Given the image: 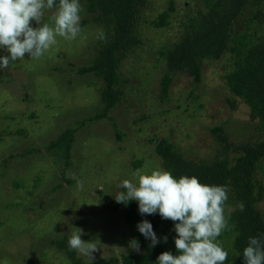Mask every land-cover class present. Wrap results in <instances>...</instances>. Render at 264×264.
I'll list each match as a JSON object with an SVG mask.
<instances>
[{"label": "rangeland", "instance_id": "1", "mask_svg": "<svg viewBox=\"0 0 264 264\" xmlns=\"http://www.w3.org/2000/svg\"><path fill=\"white\" fill-rule=\"evenodd\" d=\"M176 7L168 27L142 24L144 45L121 64L120 72L127 81L125 98L110 112L113 120H88L100 110L103 83L93 74L82 76L78 72L96 58L101 30L92 23L75 40L57 37L56 45L40 59L25 57L0 70L5 78L0 81V132L27 131V135L17 134L0 143V264H66V254L51 242L69 238L79 229L84 233L81 239L97 247L93 260L127 253L132 249L134 229L108 198L123 191L119 187L123 180L133 179L135 162L143 160L138 169L147 174L163 169L156 139L168 137L186 157L207 159L220 149L212 132L215 127L224 126L234 144L258 138V120L227 84L226 75L233 69L230 53L221 60L205 62L200 83L188 74H176L170 99L161 100L167 67L159 50L182 36L190 12L206 10L208 4L205 0H176ZM167 8L168 0H153L146 18L155 19ZM54 11L45 9L42 22L51 24L48 17ZM85 17L83 14L81 21ZM32 26L37 25L32 22ZM256 28L257 36L264 37V28ZM247 30L243 17L237 31ZM4 54L0 50V55ZM82 120L87 121L84 127L79 123ZM69 126L80 127L72 167L66 173L73 183L45 153V146ZM29 148L42 151L19 158V162L4 163L11 154ZM39 172L46 180L36 190ZM73 174L84 182L82 190L71 178ZM259 174L264 177V167H259ZM18 179L27 181L26 189H16L13 181ZM260 207L264 211V200Z\"/></svg>", "mask_w": 264, "mask_h": 264}, {"label": "trees", "instance_id": "2", "mask_svg": "<svg viewBox=\"0 0 264 264\" xmlns=\"http://www.w3.org/2000/svg\"><path fill=\"white\" fill-rule=\"evenodd\" d=\"M152 1L79 0L82 7L80 16L86 15L80 22L82 31L92 23L105 34V39L97 40L96 58L78 71L82 76L93 74L103 82L100 87L101 107L96 115L88 119L91 122L104 118L113 120L110 112L123 103V86L127 81L123 80L120 72L121 64L133 51L144 45L142 24L146 23L157 29L170 25L177 8L176 0H168V8L157 18L149 20L145 14ZM205 1L208 4L206 10L193 14L190 12V19L182 36L175 43L170 46L166 44L159 50L167 67L161 81L160 98L163 102L170 99L173 77L176 74H188L195 82L200 83L204 63L221 60L225 54L230 53L233 56V69L226 75L227 84L235 97L248 104L252 117L258 120L261 133L255 140L234 144L224 126L215 127L212 132L219 140L220 149L215 157L207 159L186 157L168 137L156 139L154 143L162 160L163 170L171 172L175 178L195 176L203 184L228 187L225 216L230 230H225L218 241L228 252L225 264H243V249L249 238L264 235V211L260 207L264 200V177L259 174V167H264V37H258L256 31L258 26L264 28V0ZM56 2L58 4L59 0ZM243 17H246L248 30L239 33L237 27ZM4 79L0 73V81ZM79 123L84 127L87 121ZM115 127L117 128L116 123ZM79 130L78 126H69L45 146V153L59 168H63V177L70 183L73 182L66 177V173L72 167ZM17 134L27 135V131L5 129L0 132V143ZM119 137L122 139V135ZM41 151L42 149L29 148L22 153L11 154L4 163L19 162V158H29V155ZM143 163V160L135 162L134 168L138 169ZM37 175L34 189L39 190L46 178L42 172ZM13 184L17 190L21 187L26 189L28 185L25 179L15 180ZM60 189L61 186L55 187L54 191ZM99 193L102 194L101 191ZM114 198L109 197L108 200L113 204L114 210L123 212L125 223L134 229L130 242L137 240L139 251L131 249L120 256H103L92 262H84L77 252L69 249L67 237L52 240L53 246L66 254V264H155L158 255L164 251L178 254L174 244L177 234L173 221L162 219L158 213L142 216L136 201L125 205L117 203ZM241 204L244 206L242 211ZM142 220H148L153 226L160 241L155 247H150L151 241L138 231L137 224ZM165 236L166 243L163 241Z\"/></svg>", "mask_w": 264, "mask_h": 264}, {"label": "clouds", "instance_id": "3", "mask_svg": "<svg viewBox=\"0 0 264 264\" xmlns=\"http://www.w3.org/2000/svg\"><path fill=\"white\" fill-rule=\"evenodd\" d=\"M45 9H55L51 24L42 22ZM81 11L79 0H59L58 4L56 0H0V50L6 53L0 55V70L25 57L40 59L56 45L57 37L75 40L82 31ZM32 22L37 26L33 27ZM98 38L105 39L103 31ZM132 176L133 179L120 183L123 191L114 200L125 205L136 201L142 216L158 213L162 219L174 222L178 254L164 251L155 264H225L228 252L218 237L230 230L225 216L227 186L203 184L195 176L177 179L163 169L150 174L137 169ZM71 178L77 180L74 174ZM83 186L84 182L77 180V187L82 190ZM243 207L241 204V211ZM137 228L151 241L150 247L160 242L148 220L139 222ZM83 234L82 229L73 232L68 238V247L92 262L97 247L92 241L81 239ZM163 241L167 242V236ZM130 246L139 251L137 240L133 239ZM242 257L243 264H264V235L250 237Z\"/></svg>", "mask_w": 264, "mask_h": 264}]
</instances>
